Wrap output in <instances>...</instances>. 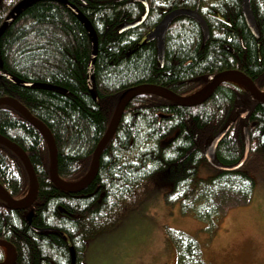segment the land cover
Masks as SVG:
<instances>
[{"label": "trees", "instance_id": "obj_1", "mask_svg": "<svg viewBox=\"0 0 264 264\" xmlns=\"http://www.w3.org/2000/svg\"><path fill=\"white\" fill-rule=\"evenodd\" d=\"M19 1L0 0V24ZM68 1L97 34L91 77L95 97L86 78L91 36L60 0H30L14 11L0 35V70L31 84L0 78V97L15 98L49 129L58 176L66 183H79L88 174L95 147L120 94L128 88L153 84L190 96L216 73L239 69L264 90V42L260 45L247 28L241 0H199L209 31L205 42L193 19L176 17L165 34L163 64L155 41L146 40V34L167 11L194 7L197 0H146L144 21L123 31L124 25L141 19L144 0ZM251 9L256 21L264 20V0H251ZM248 96L232 81L221 83L206 100L192 106L156 92L139 94L125 107L100 153L95 177L68 189L50 179L49 152L41 133L13 106L1 104L0 135L25 151L37 179L36 196L26 209H12L0 196V239L13 246L14 264H85L88 240L111 229L151 184L153 190L165 186L166 205L178 204L183 215L206 221L211 236L221 201L230 200L224 211L250 201L256 177L264 171V102ZM247 99L249 111L241 119L235 105ZM231 121L216 158L223 164L238 161L244 150V125L250 137L248 155L238 169L218 170L207 163L203 149ZM203 164L211 169L205 177L199 175ZM0 184L14 199L24 198L30 189L20 159L2 144ZM168 236L176 264H208L194 236L176 229H168Z\"/></svg>", "mask_w": 264, "mask_h": 264}, {"label": "rangeland", "instance_id": "obj_2", "mask_svg": "<svg viewBox=\"0 0 264 264\" xmlns=\"http://www.w3.org/2000/svg\"><path fill=\"white\" fill-rule=\"evenodd\" d=\"M210 171L203 164L199 175L205 177ZM152 186L145 195H137L111 229L88 240L85 264H176L168 229L194 236L208 264H264V171L256 177L250 203L229 206L224 211L230 200L221 201V215L211 236L206 221L192 214L183 215L178 204L166 205L164 185L155 190Z\"/></svg>", "mask_w": 264, "mask_h": 264}, {"label": "water", "instance_id": "obj_3", "mask_svg": "<svg viewBox=\"0 0 264 264\" xmlns=\"http://www.w3.org/2000/svg\"><path fill=\"white\" fill-rule=\"evenodd\" d=\"M29 1L30 0H20L18 3L14 5L13 9L9 12V14L4 18L3 22L0 24V35L7 27L14 11L18 10L21 6H23ZM60 1L71 12H73L76 15L78 20L82 23V25L85 27V29L88 31V33L91 36L92 54H91L89 64L87 66L86 78H87L88 89L90 90L92 97H95V94L91 90V77H92L94 63H95L96 56H97L98 40H97L96 31L94 30L93 26L91 25L87 17L79 9H76L72 3H70L68 0H60ZM144 4H145V12L143 16L141 17V19L135 21L134 23L124 25L120 29L121 31L128 29V28L136 27L144 21V19L146 18L148 14V4L146 0H144ZM241 12H242L245 23L247 27L249 28L250 32L253 34L255 38H258L259 30L257 28L254 15L252 13L251 0H241ZM183 15L189 16L198 22V24L201 27L202 33H203L204 42L207 40L209 36L208 26L204 18L198 13L197 8L195 9L176 8V9L170 10L160 19V21L145 36L146 40L155 41L158 59L161 64H163L164 62V48H165L164 40H165L166 31L169 25L171 24V22L176 17L183 16ZM231 77H238L248 87L252 95L257 100L264 102V92L260 91L254 85L252 80L248 78L243 72L236 70V69L223 70L215 74L212 77L211 81L209 82L207 89L202 94L196 97L180 96L165 87L157 86L153 84H141V85L128 88L125 91H123L118 98V101L116 103L112 116L110 118V121L108 123L107 129L95 147V150L92 156L91 168L89 170V173L86 179L75 185L67 184L66 182L62 181L58 176L57 150H56L54 139L49 129L40 120L35 118L24 106H22L13 97H10V96L0 97V105L8 104V105L13 106L15 109L21 112L22 115L41 133V135L43 136L46 142L47 149L49 152L50 179L58 187L63 188V189H68V188H72L76 186H84L95 177V175L98 172L100 153L102 152V150L104 149L108 141L113 136L125 107L129 104V102L133 98H135L136 96L144 92H156L161 95H164L165 97L169 98L170 100H172L173 102L179 105L192 106V105H196L206 100L210 95L213 94V92L222 82L229 80ZM0 78H7L21 86L31 85L28 82L16 81L10 76H8L7 74L3 73L1 70H0ZM239 107L242 109L239 115L240 117L244 118L248 112V108L242 106L240 103H237L236 108H239ZM232 123H233L232 121L229 122L226 126H224L221 130H219V132H217L204 146L203 151H204L205 159L215 169L226 170V171H232V170L238 169L239 167L242 166V164L245 162L247 158L249 146H250V137H249V133H248V129L246 125L242 127L244 150L239 160L231 164H223L216 158V148L219 142L221 141V139L225 136V134L228 132V130L232 126ZM172 139L173 137L170 138L167 141V143H169ZM0 144L6 146L8 149L14 152L15 155L20 159L21 163L23 164L26 170V173L28 175L30 185H31V194L29 195V198L26 201H20V200L14 199L1 184H0V196L4 199L7 205L11 207L12 209H26L33 202L36 196V192H37V179H36L34 169L25 151L21 149L16 143L0 135ZM192 151L193 149H191L188 153H186L185 156H188ZM27 221L28 222L30 221L29 217L27 218ZM0 246L7 247L11 252V259L7 262L5 261L0 262V264H14L15 251H14L13 246L7 241L2 240V239H0Z\"/></svg>", "mask_w": 264, "mask_h": 264}, {"label": "flooded vegetation", "instance_id": "obj_4", "mask_svg": "<svg viewBox=\"0 0 264 264\" xmlns=\"http://www.w3.org/2000/svg\"><path fill=\"white\" fill-rule=\"evenodd\" d=\"M180 8H186V9H195V8H197V10H198V13L200 14V12H199V0H197L196 1V4H195V6L194 7H190V8H188V7H180ZM167 12H169V11H167ZM166 12V13H167ZM165 13V14H166ZM164 14V15H165ZM163 15V16H164ZM201 15V14H200ZM212 15V14H211ZM162 16V17H163ZM184 16V15H183ZM202 16V15H201ZM184 17H188V18H191V17H189V16H184ZM191 19H193V18H191ZM194 20V19H193ZM197 24H198V22L196 21V20H194ZM245 21V20H244ZM264 20H263V18H260L259 19V21H256L255 20V22H256V25H257V28H258V30H259V37L258 38H255L256 40H257V42L261 45V43H263L264 42V36H261V38H260V35L261 34H264V32H262L261 31V27H262V22H263ZM246 24V23H245ZM198 26L200 27V25L198 24ZM247 26V25H246ZM248 28V27H247ZM200 29H201V27H200ZM249 29V28H248ZM253 35V34H252ZM227 70H229V69H227ZM236 70H239V69H236ZM239 71H241V70H239ZM241 72H243V71H241ZM244 73V72H243ZM248 78H250L251 79V77L250 76H248L246 73H244ZM252 80V79H251ZM252 82L254 83V85L256 86V84H255V82L252 80ZM258 89H260L258 86H256ZM246 91H248V99L249 98H254V96L252 95V93L249 91V89L246 87V86H244L243 87ZM260 90H262V89H260ZM262 91H264V90H262ZM248 99L247 100H239L238 102L242 105V106H244V107H246V108H248L247 107V105H248ZM235 110L237 111V113H238V115L240 114V112L242 111V109L239 107V108H236V105H235ZM248 111H249V109H248ZM247 114H248V112H247ZM247 114H246V116H247ZM245 116V117H246ZM239 117H240V115H239ZM244 117V118H245ZM241 119H244V118H242V117H240Z\"/></svg>", "mask_w": 264, "mask_h": 264}, {"label": "bare ground", "instance_id": "obj_5", "mask_svg": "<svg viewBox=\"0 0 264 264\" xmlns=\"http://www.w3.org/2000/svg\"><path fill=\"white\" fill-rule=\"evenodd\" d=\"M229 81H233V82H236L238 84H242L241 80L238 77H231L229 79ZM199 95H200V93H197L196 95H190L189 97H196V96H199ZM5 254H6V258L9 259V257H10V251L7 248H5Z\"/></svg>", "mask_w": 264, "mask_h": 264}, {"label": "crops", "instance_id": "obj_6", "mask_svg": "<svg viewBox=\"0 0 264 264\" xmlns=\"http://www.w3.org/2000/svg\"><path fill=\"white\" fill-rule=\"evenodd\" d=\"M262 194H264V193H262ZM252 197V196H251ZM251 200V199H250ZM249 203H250V201H249Z\"/></svg>", "mask_w": 264, "mask_h": 264}]
</instances>
